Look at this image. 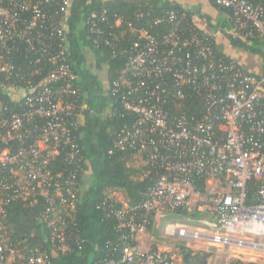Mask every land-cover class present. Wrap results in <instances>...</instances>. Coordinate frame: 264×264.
<instances>
[{
  "label": "built area",
  "instance_id": "built-area-1",
  "mask_svg": "<svg viewBox=\"0 0 264 264\" xmlns=\"http://www.w3.org/2000/svg\"><path fill=\"white\" fill-rule=\"evenodd\" d=\"M72 1L0 0V74L6 76L0 82V264L49 263L43 245L10 242L6 208L16 198L42 199L47 207L41 220L52 243L62 252L69 249L83 186L76 168L53 173V167L59 157L67 166L84 159L73 135L87 104H77L86 96L85 81L69 63ZM210 1L232 13L230 29L206 35L193 24L187 36L183 14L175 10L154 18L151 8L109 18L103 5L74 22L96 72L106 70L96 66L102 45L114 55L123 30L134 36L122 51L126 62L118 80L110 88L98 78L102 90L95 93L101 100L111 96L121 109L108 110L110 103L97 116L123 112L134 118L132 127L115 134L110 153L132 151L144 166L140 179L152 181L138 204L117 191L106 195L116 228L128 234L118 258L104 264H177L171 251L144 243L150 221L157 220L163 235L177 242L174 248L205 242L221 248L222 259L235 251L264 255V62L247 56V67L215 49L223 32L264 46V0ZM162 25L167 31L155 30ZM11 76L18 85L7 82ZM194 209L204 217L189 216ZM167 213L184 222L164 224Z\"/></svg>",
  "mask_w": 264,
  "mask_h": 264
},
{
  "label": "trees",
  "instance_id": "trees-1",
  "mask_svg": "<svg viewBox=\"0 0 264 264\" xmlns=\"http://www.w3.org/2000/svg\"><path fill=\"white\" fill-rule=\"evenodd\" d=\"M211 6L212 10L218 14L215 23H211L209 17L205 18V29L197 33H204L212 35L219 29H230V22L232 13L218 9L210 0H206ZM107 9L109 18L113 15L125 16L131 18L136 12L143 9H152L150 18L159 17L165 11L175 10L179 14H183L181 20V29L184 34L188 36L190 25L194 24V18L197 12L192 8L181 6L179 3L168 0H73L71 12V30L74 32L73 41L70 43V57L69 63L72 65L77 73H81L85 81L83 94L79 97L77 104L85 102L87 109L83 111L84 123L81 125L79 131L73 132L77 149L83 156V161L77 165L67 166L62 163V158L59 157L54 163L53 173L66 169L67 172L73 171L76 168L77 181L81 182L83 186V194L81 196L79 209L74 215L71 224V231L69 234L68 245L69 249L62 252L58 249V242L52 243L50 238V230L46 223L41 220L47 204L43 200L37 203H32L27 200L24 201L16 198L8 204L7 223L8 237L11 243H20V245H43L47 249L48 264H104L110 259H117L121 247L123 245V237L128 234L126 229H117V220L112 216V209L110 201H106V195L111 191L119 192L122 197L130 204L141 203L144 199L145 193L152 181L148 179H140V173L144 166L138 164L132 151H114L112 154L110 150L113 147V140L115 134L121 129L130 128L134 123V118L127 116L120 112L121 115L107 116L101 119L97 116L99 112L107 109L111 103L112 110L115 107L121 109V106L113 101V99H102L95 97V93L102 90V84L98 77L85 66V54L83 53L82 45L79 40L80 34L75 33L74 22L76 20L84 19L92 10L99 9L101 6ZM195 25V24H194ZM193 25V26H194ZM162 25L155 28L156 31H167L168 26ZM200 31V32H198ZM109 32V31H107ZM122 32V31H117ZM124 38L116 45L115 53L113 55L112 49L102 45L96 55H98L97 67L106 66V81L111 88L113 82L118 80L120 72L126 62V57L122 55V51L127 48L134 36L129 30H123ZM220 35V34H219ZM239 34L234 32L231 34H221L220 37L224 40V46L216 40V51L219 57H225V47L234 49L235 52L240 53V59L245 56H260V60L264 62V46L262 44L251 41H243ZM225 55V56H224ZM243 59V58H242ZM245 59V58H244ZM237 61V59H235ZM25 62L24 74L27 73V61ZM244 61V60H243ZM247 62V61H246ZM39 78H36V81ZM6 81V76L0 74V82ZM18 80L11 76L7 82L18 85ZM35 81V83H36ZM22 85V84H21ZM89 94V95H88ZM2 100L8 103L6 94H2ZM10 105V104H9ZM191 109H189L190 111ZM80 134V135H79ZM16 148V145L13 146ZM85 161H89V165ZM67 175V174H65ZM90 177V179H89ZM197 186L202 185L201 180H197ZM253 187L251 186V194ZM115 204V203H111ZM120 204H116L115 208ZM177 213L184 214L186 211L182 209ZM198 212L194 209L189 216L196 217ZM200 218L204 216L202 213ZM153 223L150 221L148 233L152 228ZM181 246L179 253H183ZM152 249H156L152 245ZM186 250V249H185ZM227 264H264L258 262H244L238 259H232Z\"/></svg>",
  "mask_w": 264,
  "mask_h": 264
},
{
  "label": "crops",
  "instance_id": "crops-1",
  "mask_svg": "<svg viewBox=\"0 0 264 264\" xmlns=\"http://www.w3.org/2000/svg\"><path fill=\"white\" fill-rule=\"evenodd\" d=\"M168 1H173V2H176V3H179L181 6H184V7H187V8H192L194 11L197 12L196 14V17L194 18V24L200 28V29H205V18L203 19L204 16L206 17H209L210 20H211V23H215L216 20L219 16L216 12H214L211 8V6L209 5V3L206 1V0H168ZM205 20V21H204ZM216 40L218 43H221L223 44L224 46V40L220 37L219 34L216 35ZM232 52L236 53V55H227L228 57H231L233 59H240V53L238 52H235L234 49L232 48H229ZM227 54V53H226ZM243 60L244 58L246 59L247 62H251L250 58L249 57H245L243 56L242 57ZM241 58V59H242ZM243 62V61H242ZM90 63H88V66L89 67ZM94 68V67H93ZM95 69V68H94ZM97 70V69H96ZM95 70V71H96ZM182 220V219H180ZM179 221V220H177ZM162 220H157L154 225L152 226V228L150 229L149 233H148V238H151L152 240V245L155 246L156 248L160 249V250H168L167 248L163 247V244L164 242L163 241H160L158 239V234L161 235V232L163 233L161 227H162ZM156 235V236H155ZM164 236V235H163ZM162 245V246H161ZM198 248H201V249H207V248H211V249H214L215 250V255H214V263L215 264H218V262H220L221 260H224V264H227V260L226 259H222L221 258V248H216V247H213V246H209L207 243L205 242H196V245L194 246V250L193 251H196ZM238 253H230V256L232 255H235V259H241V257H238V255H241L240 251H236ZM251 256L249 253L245 252V253H242V256ZM229 256V257H230ZM246 258H242V260H245Z\"/></svg>",
  "mask_w": 264,
  "mask_h": 264
},
{
  "label": "rangeland",
  "instance_id": "rangeland-1",
  "mask_svg": "<svg viewBox=\"0 0 264 264\" xmlns=\"http://www.w3.org/2000/svg\"><path fill=\"white\" fill-rule=\"evenodd\" d=\"M88 47V46H87ZM225 50H226V55H236V53H234V52H232L228 47H225ZM85 54L87 55V59H86V62H85V64L83 65V66H85L86 68H87V66H88V63H90V65H89V69L91 70V72L93 73V74H96L97 76H98V78L99 79H102V81H105V83H106V73H105V68L103 69V70H100V72H96L95 71V69L93 68L94 67V65H93V59L91 58V52H90V50H86L85 51ZM228 55V56H229ZM238 62H242V59H238L237 60ZM247 64H249L248 62H247ZM250 64H251V62H250ZM247 65V67H250L251 65ZM248 69H250V70H252L253 68H248ZM89 179H90V177H89ZM117 197H122V195L120 194V195H118ZM122 198H124V197H122ZM199 215H201L199 212H198V214H197V216L195 217V219L197 218V219H200V216ZM203 215V214H202ZM206 218V217H205ZM177 220H179V221H177ZM184 221L183 220H180V218H178V217H175L173 214H171V213H167V214H165L164 215V220H163V223L164 224H166V223H177V224H180V223H183ZM160 223H162V222H160ZM186 224H187V226L188 227H190V228H193L194 227V225H193V223H189V222H185ZM156 236V235H155ZM158 236H160V237H158V239L160 240V241H163L164 242V244H163V247H165V248H167L169 251H171L170 252V254L172 255V254H174V256H175V260H176V263L177 264H179V261H180V257H179V255H181L182 253H179L181 250H179L180 249V247H177V248H174V246H175V244H177V242L175 241V240H173V239H171L170 237H165V236H163V233L161 232V235H159L158 234ZM144 243H152V240H151V238H147L145 241H144ZM180 244L182 245V246H186V244L184 243V242H180ZM196 245V243H191V244H189V246H187V247H184L183 249H182V252H184L185 251V249H187V248H190V249H192V250H194V246ZM162 246V245H161ZM233 253H235V255H236V253H238V252H233ZM194 254H196L197 256H202V255H204V254H207V256H208V259H207V264H215L214 263V255L216 254L215 253V250L214 249H211V248H207V249H201V248H198L195 252H194ZM235 255H232V256H230V257H228V258H226V260H227V263L230 261V260H232V259H235ZM222 256V255H221ZM238 257H241V260H242V258H246L245 260H242V261H244V262H258V263H264V255H258V256H242V253H241V255H238ZM240 259V258H239ZM224 260H221L220 262H218V264H224V262H223Z\"/></svg>",
  "mask_w": 264,
  "mask_h": 264
},
{
  "label": "water",
  "instance_id": "water-1",
  "mask_svg": "<svg viewBox=\"0 0 264 264\" xmlns=\"http://www.w3.org/2000/svg\"><path fill=\"white\" fill-rule=\"evenodd\" d=\"M192 252H193V250L190 249V248H187L185 250V253L182 256L183 261L185 262V264H207V259H208L207 254H204L202 256H198V257L193 259L191 257V253ZM188 258H189V262H188Z\"/></svg>",
  "mask_w": 264,
  "mask_h": 264
},
{
  "label": "flooded vegetation",
  "instance_id": "flooded-vegetation-1",
  "mask_svg": "<svg viewBox=\"0 0 264 264\" xmlns=\"http://www.w3.org/2000/svg\"><path fill=\"white\" fill-rule=\"evenodd\" d=\"M242 61H243V59H242ZM244 61H246V59H244ZM194 252L195 251H193L192 253H191V257L194 259V258H196V257H198L196 254H194ZM185 253V251L181 254V255H179V257L181 258L180 259V263L181 264H185V262L183 261V258H182V256H183V254ZM188 262H189V258H188Z\"/></svg>",
  "mask_w": 264,
  "mask_h": 264
},
{
  "label": "clouds",
  "instance_id": "clouds-1",
  "mask_svg": "<svg viewBox=\"0 0 264 264\" xmlns=\"http://www.w3.org/2000/svg\"><path fill=\"white\" fill-rule=\"evenodd\" d=\"M242 261V260H241Z\"/></svg>",
  "mask_w": 264,
  "mask_h": 264
}]
</instances>
